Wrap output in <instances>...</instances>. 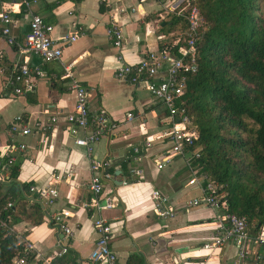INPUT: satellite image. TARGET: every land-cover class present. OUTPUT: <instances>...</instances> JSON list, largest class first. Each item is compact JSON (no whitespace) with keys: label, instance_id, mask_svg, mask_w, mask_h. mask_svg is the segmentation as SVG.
<instances>
[{"label":"crops","instance_id":"1","mask_svg":"<svg viewBox=\"0 0 264 264\" xmlns=\"http://www.w3.org/2000/svg\"><path fill=\"white\" fill-rule=\"evenodd\" d=\"M163 7L158 0H36L25 13L17 0H0V14L8 12L14 23L10 34L17 45L23 43L31 14L52 26L53 39L77 34L73 43L62 46L59 60L44 64L7 44L0 35L2 69L26 59L29 67H39L42 73L32 80L31 91L22 95H15L6 85L7 73H0V165L9 145H22V150L9 154L15 181L36 188L50 185L58 192L52 205L41 206V224L20 222L12 227V232L23 235L22 244L32 245L36 261L51 263L61 258L55 255L63 245L77 262L87 263L97 238L92 222L102 218L110 227V250L116 264L246 263L237 260L230 242L213 250L202 248L215 235L218 213L203 206H186L201 197L199 185L188 183L192 178L186 165L189 155L172 157L161 169L156 167L169 148L161 137L168 130L166 108L148 95L143 83L130 84L115 77L119 64L135 66L149 52L172 43L173 33L160 29L166 15ZM120 8L125 12L119 14ZM110 17L122 33L120 51L106 36ZM163 76L159 72L158 77ZM72 81L87 92L90 112H102L116 126L99 138L90 159L83 148L74 145L83 133L71 135L64 121L74 107L75 96L69 89ZM127 113L132 115L130 121H126ZM17 116L29 127L40 124L44 130L27 136L9 133ZM51 117H55L54 123L49 122ZM90 160L108 163L109 178L102 181L97 199L100 205L103 199H111L113 206L108 210L97 212L92 207L95 198L87 189ZM7 170L5 163L0 166V182L8 180ZM152 191L165 197L173 217L155 216ZM27 201L26 206L36 202L28 192ZM60 213L66 214L62 220L71 232L69 237L53 223ZM250 250L247 261L264 258V244L251 245Z\"/></svg>","mask_w":264,"mask_h":264},{"label":"trees","instance_id":"2","mask_svg":"<svg viewBox=\"0 0 264 264\" xmlns=\"http://www.w3.org/2000/svg\"><path fill=\"white\" fill-rule=\"evenodd\" d=\"M191 8L200 18L196 69L175 101L197 135L191 152L198 157L188 163L193 176H204L203 184L213 185L225 213L245 219L253 239L264 233V0H187L166 13L163 33L182 36L183 15ZM179 44L170 42L159 50L176 54ZM7 171L8 180L0 182V264H39L21 247L23 235L12 227L41 224V205L26 206L28 185L15 181L14 166ZM51 264L80 263L68 250Z\"/></svg>","mask_w":264,"mask_h":264},{"label":"built area","instance_id":"3","mask_svg":"<svg viewBox=\"0 0 264 264\" xmlns=\"http://www.w3.org/2000/svg\"><path fill=\"white\" fill-rule=\"evenodd\" d=\"M163 4L166 13H173L176 9L187 0H158ZM17 4L22 12L29 13L31 8L36 4V0H17ZM131 12L132 9H129ZM125 10L120 8L118 13H124ZM183 13V9L178 14ZM186 22L184 33L179 35L172 43H181L177 46L176 54L170 51L149 52L135 66L119 64L115 69V77L119 80L127 81L130 84L143 83L148 95L159 102L166 108L168 114V130L161 134V137L167 140L169 148L162 154L160 162L156 165L157 169H161L170 158L175 156L189 155L190 157H198L196 152H191L194 140L197 138L193 130L190 119L180 107H176L175 101L180 98L185 89L187 75L195 72L194 42L199 37L200 18L195 8H191L183 15ZM0 35L3 36L9 45H14L17 49L25 54L36 57L40 63H49L59 60L61 56L62 46L69 45L77 39V34L63 35L58 39L51 38L52 26L43 22V20L34 14L30 15L28 22V31L23 37L22 45H17L15 39L10 34V27L14 25L8 12L0 14ZM106 36L113 48L120 51L122 47V33L113 18H109L106 28ZM162 46L166 47V44ZM117 59H121L118 55ZM163 71L164 76L158 77L159 72ZM0 73H7L6 85L10 87L15 95H22L32 89V80L40 78L42 73L39 67H29L27 60H22L11 65L7 70L0 67ZM70 91L74 93L75 102L73 111L64 116V121L68 126L71 135H76L77 131L83 134L79 138H75L74 145L81 147L85 151L88 159L91 158L93 146L98 142L99 138L115 129V124L110 122L102 113H91L88 107L87 92L81 88L76 82L72 81L69 85ZM126 121L132 119L131 113H127ZM55 117H51L49 122L54 123ZM44 130L40 124H34L29 127L22 121L20 116L15 117L9 125V133L20 136H27L38 130ZM145 146L149 147L150 142H145ZM22 150L23 146L9 145L5 156L8 167L12 163L9 156L16 150ZM187 160V167L192 175L189 184L197 183L201 190L199 199L191 200L186 206H203L218 213L215 235L209 243H205L202 248L204 250H213L222 246L226 242H230L235 249L237 260L244 264H264V258H250L251 245L261 246L264 244V233L258 234L255 238H251L246 233V221L243 217L225 213L224 203L219 201L217 195L214 194V187L210 182L203 184L206 180L204 176L195 177L191 172ZM89 171L90 178L87 183V189L90 191L95 201L92 207L95 211L108 210L112 208L113 202L109 198L103 199L102 205L97 202L102 191V181L109 178L107 172V162H97L90 160ZM139 174V171H134ZM29 195H33L35 201L42 207L52 205L58 198L56 189L47 185L42 188L29 186L27 188ZM155 216L160 218H171L174 212L166 206V199L158 191L150 193ZM7 208L11 207L10 203ZM65 213H60L53 217V223L64 236H71V232L62 220ZM4 227V224H0ZM92 229L97 238L94 247L87 257V263L84 264H116V257L110 250V227L102 218H96L92 222ZM21 247L26 252L33 250L32 245L23 243ZM67 247L60 245L59 252L56 257H62L67 253ZM35 260V259H34ZM36 261V260H35ZM39 264H51L49 261H36ZM16 264H24L23 260H18ZM82 264V263H80Z\"/></svg>","mask_w":264,"mask_h":264},{"label":"rangeland","instance_id":"4","mask_svg":"<svg viewBox=\"0 0 264 264\" xmlns=\"http://www.w3.org/2000/svg\"><path fill=\"white\" fill-rule=\"evenodd\" d=\"M166 17H164V19H165ZM179 36V34H177V35H175V34H173V36H171V38H170V41H173L174 39H176L177 37ZM170 43V42H169Z\"/></svg>","mask_w":264,"mask_h":264}]
</instances>
